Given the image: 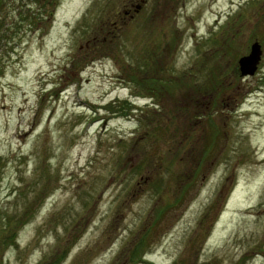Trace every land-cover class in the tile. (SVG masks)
Masks as SVG:
<instances>
[{
  "label": "rangeland",
  "instance_id": "374dc122",
  "mask_svg": "<svg viewBox=\"0 0 264 264\" xmlns=\"http://www.w3.org/2000/svg\"><path fill=\"white\" fill-rule=\"evenodd\" d=\"M0 264H264V0H0Z\"/></svg>",
  "mask_w": 264,
  "mask_h": 264
},
{
  "label": "water",
  "instance_id": "95a60500",
  "mask_svg": "<svg viewBox=\"0 0 264 264\" xmlns=\"http://www.w3.org/2000/svg\"><path fill=\"white\" fill-rule=\"evenodd\" d=\"M140 6L136 5V9H139ZM262 53L263 50L260 42L255 40L251 43L249 52L240 56L237 60V67L241 77L251 76L256 72Z\"/></svg>",
  "mask_w": 264,
  "mask_h": 264
},
{
  "label": "flooded vegetation",
  "instance_id": "af4514ba",
  "mask_svg": "<svg viewBox=\"0 0 264 264\" xmlns=\"http://www.w3.org/2000/svg\"><path fill=\"white\" fill-rule=\"evenodd\" d=\"M132 5L133 4L131 3L129 5V7L127 8V10H125V14H127L128 12H130L132 10L131 9L132 8ZM188 96H189V103L188 104L191 106L192 109L194 108L193 110L196 109L194 111V113L192 114V122H191V124H194L196 121L205 119L206 118L205 113L209 109L208 108L209 106L208 107H205V106L204 107H199L198 104L201 103L202 106L205 105V104H207L209 102L208 98L211 99V97H213V94H209L208 95V94H206V92H201V91L195 92V91H192L191 90L188 93ZM194 100H195V103H194ZM206 100H208V101H206ZM196 114H200L201 116L200 117H195ZM193 120H195V121H193Z\"/></svg>",
  "mask_w": 264,
  "mask_h": 264
},
{
  "label": "trees",
  "instance_id": "16d2710c",
  "mask_svg": "<svg viewBox=\"0 0 264 264\" xmlns=\"http://www.w3.org/2000/svg\"><path fill=\"white\" fill-rule=\"evenodd\" d=\"M160 43V42H159ZM233 45V41L231 40L230 42H229V45L227 46V47H231ZM227 47L225 48V50L227 51L228 49H227ZM157 49V48H156ZM150 50V49H149ZM237 56V55H236ZM235 56V57H236ZM146 68V67H145ZM143 72H146V70L145 71H141L140 73H143ZM139 73V74H140ZM144 74H142L141 76L142 77H145V76H143ZM150 81H153V82H156V83H161L162 85H165L166 87H167V85H170V82L169 83H165V81H163V80H159V79H152V80H148V79H146L144 82H146V84H147V82H150ZM196 82H198V85L197 86H189V84L188 83H181V84H186L187 86H189V87H191L193 90L192 91H195V92H197V91H203V92H205V91H211V86H210V84H213L212 83V81L210 80V79H206V80H203V79H196L195 80V82H193V83H196ZM180 83V82H179ZM149 84V83H148ZM153 84V83H152ZM180 84V85H181ZM180 85H177V83H174V85L172 86V87H174V88H172V89H174V91L176 90V89H178L179 87H180ZM167 89H169L170 91H172V89H171V87H167ZM188 93V92H187ZM184 107V106H183ZM211 118V117H210ZM211 123V122H210ZM215 133V132H214ZM207 146V145H206ZM210 147H211V145H209V147L207 146L206 147V150H205V154L209 151V149H210ZM209 148V149H208Z\"/></svg>",
  "mask_w": 264,
  "mask_h": 264
}]
</instances>
